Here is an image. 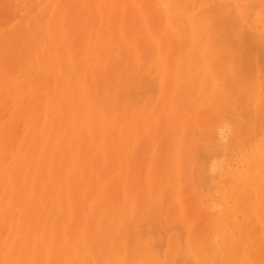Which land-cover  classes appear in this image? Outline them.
I'll return each mask as SVG.
<instances>
[{
    "label": "bare ground",
    "instance_id": "obj_1",
    "mask_svg": "<svg viewBox=\"0 0 264 264\" xmlns=\"http://www.w3.org/2000/svg\"><path fill=\"white\" fill-rule=\"evenodd\" d=\"M12 1L10 0V5L9 3L6 5L12 6ZM58 1L60 2V0ZM67 1L52 7L54 12L48 19L46 18L45 24L41 23L42 20H45L42 19V15L36 14L40 16V19L33 15L38 19L36 21H40L41 24L37 22L36 27L40 24L41 28H38L41 31L37 28L39 32L33 35V28H35L33 26L30 30L32 36H29L37 39L36 37L42 33L45 36H41V40L49 35L50 39L52 37L55 39L52 45L54 42L56 43L54 48L50 46L53 49L51 50L48 47L50 41L47 42L50 39H47L48 37L44 39L48 48L38 50L39 55L37 56H42L40 62L39 59L37 60L38 64L32 61H28V63L27 60H24L25 57L33 60L28 56L30 53L34 54L33 47L30 45L32 46L33 41H37L33 39L29 44L31 39L27 35L29 32L27 28H30V23L35 21L31 22L33 17H30L29 27L27 26L25 30L22 23L21 26L18 25L19 28H23L26 34L17 28V31L15 28L10 31L11 38L8 32L4 31L3 35L0 34L1 41L4 40L3 42L6 44L0 42L3 45H0V67L3 68L2 72L4 70L3 74L8 73L11 77L25 71L21 74L22 77H19L20 80L17 76H14L17 79H5L6 74L1 76L0 72V102L4 101L8 105L13 100V104L10 102L11 106H8V110L11 107L9 112L5 111L3 103H0V117L2 118H0V122L3 121V124L8 123L9 125L4 124L5 127L2 122L0 123V253L3 252L2 257L0 255L2 258L0 264H12L11 260L13 264H30V262L32 264H88L89 259L91 261L89 264H258L259 259L264 258L262 257L264 256L262 255L264 243L261 244V247L259 245L261 240H264V236H262L264 228L260 229L261 235L256 230L260 236H256L258 234L254 229H257L256 226L259 228L257 223L262 224L264 221V0H74L78 5L74 2L73 6L70 5L73 9L70 6L69 9H66V4L70 0L68 3ZM81 2H83V7L84 5L87 7V10L85 7L81 8ZM5 3H0V5ZM62 6L65 8L64 12ZM39 11L41 12L43 9ZM30 12L28 13L30 14ZM116 12L120 13L122 19H119ZM112 14L113 16L110 18L109 16ZM23 16L24 19L27 15ZM116 16L120 22L125 20L126 23L117 22ZM137 16H139L140 22L139 19L134 21V17L137 18ZM98 17L106 23H101L100 19V21L95 20ZM22 18L20 17L21 20L17 19V21H22ZM81 18L86 19L84 29H82L84 22H80ZM131 18L137 23L133 22V24ZM73 20H77L74 21V24L76 22L79 25L75 24V27L72 23ZM68 22L71 26H69V30L66 29L69 25ZM93 22H96L95 25ZM6 23L8 22L6 21ZM97 23H101L100 26L98 25L101 28L99 29L100 31L105 29L106 35L103 34V31H101L103 32L101 35L98 34L100 31L97 28ZM118 24H122V26ZM125 24L127 26H123ZM92 25L96 26L95 28L99 32L96 33L95 28L93 31L90 28ZM82 30H87V37L84 36L87 40H84L85 42L82 38L85 32L82 33ZM16 32H20V34ZM87 32H89L90 39ZM93 34L97 37L91 36ZM105 36L109 39H107L108 41L113 40L110 42L117 44L119 51H115L117 49L115 46V49L110 48L112 43L108 47L109 42L105 41ZM39 39V43L33 42L35 47L45 43ZM10 41L15 46L11 45ZM27 42H29V48L26 46ZM18 44L25 47L19 48ZM11 46L15 47V51ZM8 47H11L12 50ZM108 48H110L109 52ZM18 49L23 51L21 52L23 55L17 53ZM35 49L37 51V48ZM113 50L117 53H113ZM126 51L134 58L131 55L128 58L127 54L125 55ZM79 53L82 56L81 59ZM75 57L79 60L75 61ZM19 59L27 63H23ZM131 60L134 63L137 62L138 67L136 63L134 67ZM88 61H92L89 63V67L86 66ZM20 62L26 66L36 65L37 73L32 75L31 72L34 70L36 72L33 66L28 67L30 70L24 65V67L20 66V69L22 67L20 71L18 68L19 64L22 65ZM75 62L79 66H76ZM10 67L13 70L18 68L19 71L13 72ZM83 67L86 70H83ZM24 68L27 70H23ZM132 71L135 76L134 74L129 75ZM8 74L6 77H9ZM78 74L82 76V80ZM76 75L78 80L80 78L78 83L75 82L77 78L74 80ZM144 75L146 77L151 75L149 78L154 82L155 89H159L158 103L162 101L165 107L166 105L171 108L175 107L177 110L175 109L174 114L163 111L161 107L162 111H160L158 103H156V109L153 108L154 106L150 107L155 102L152 98L154 96L150 95L153 93L152 91L150 94H147L148 91L145 92V95L147 94L151 98L147 99V96L142 98L141 95L144 90L146 91V84L151 82L150 80V82H143ZM132 77L134 80H131ZM36 80L42 81L43 86L38 85L39 83L37 86ZM135 80L136 82H134ZM85 81L89 82V86L84 84ZM48 83L51 85L48 86ZM143 85L145 89L142 87ZM129 87H131L130 90ZM129 91L132 93L130 94ZM133 91L137 92L133 93ZM139 91H143L142 94L138 95ZM25 92L28 97H32L30 100L37 98V100L35 99V106L38 107V110L35 108L37 112L29 105L32 101L27 99V102H30H28L29 104L26 102ZM5 94L11 96L12 99L9 96L5 98ZM132 94H136L138 97L133 96L134 100L129 98L131 97L129 95ZM157 96L154 98L157 99ZM145 97L147 101H152H149L148 104L150 108L147 105L144 106ZM13 98L16 102L20 99L21 102L25 100L24 102L27 103L20 102L21 105L19 102L17 103L20 106L19 110H30L28 113L26 110L27 115L23 117H27V120L30 119L28 116H31L29 114L32 112L34 116L37 115V118L31 117L34 120H30L29 124L24 125L20 121V114L24 112L16 109V102ZM140 100L143 101V104L137 105L136 103L141 102ZM141 104L143 107H138ZM12 108L13 112H11ZM171 110L173 112V109ZM42 114L43 120L38 118L42 117ZM251 114L255 115V121L250 125ZM7 116L10 117L8 120L13 117L11 122L7 119V122L4 121ZM18 119L19 121L16 123L20 122L23 129L13 122ZM39 120L42 121L38 123ZM177 120L179 122L182 120L184 125L180 127L181 124L175 122ZM171 122L173 123L171 124ZM11 123L13 126L19 127L17 129L20 134H16L18 131L15 132L16 128L14 130L10 126ZM166 125L172 129H176L179 125L180 130L178 128V133L176 131L174 135H167L169 138L160 136L156 130L160 129V132L165 133L163 126L166 128ZM168 126L167 129L170 128ZM22 130L25 131L21 135ZM153 130L156 131L155 134ZM149 132L153 133L152 139L146 137L147 140L155 141V144L157 141L158 144L156 152L154 151L157 159L154 155V158L152 157L155 165L160 164L162 156H170L166 155L167 150L173 148L172 158H175V154L180 152L173 161L172 155L170 156L172 162L166 159L170 162V164L168 162L170 167L167 162H164L165 165H168L164 167H168L165 169H169L168 173L173 177L172 179L180 181V183H176L177 186L172 183V188L171 185L170 187L166 186L171 188L167 189L168 191L165 190L166 193H160L165 188L166 177L169 178V175L165 176L167 173L164 175L165 178L161 174L163 170L161 169V171L159 168L163 163L159 165L158 169L157 167L153 168L154 165L150 166L151 170L148 168L150 176L146 175L147 173L144 171V176H148L150 179L151 176L156 178L154 175L156 173L152 170L156 169L158 173L161 171L159 173L161 179H155L156 183L160 184L159 188L161 183L164 186L160 190L158 187L155 189L159 190L157 192L160 196L153 189L155 186H150L153 182L148 185V182L143 179L147 187L143 183L142 186L140 185L142 182L140 179L143 178L140 172L145 168L144 166L141 169L143 160L137 156L140 154V149L137 150L132 146L133 149L135 148V153H133H137V158L134 155L133 158L135 157L136 161L133 158L130 159L129 166H131L130 162L132 164L138 162L137 167L135 164L131 166L133 170L126 169V165L120 166L124 158L119 160V154L120 157L121 154L123 155V149H121V153H118V158L114 156L117 154L115 151L119 152V147L121 148V145L123 147L125 141L129 139L128 136L133 134L135 139L140 135L146 136ZM14 135H18L21 139L19 145L15 142L17 137L14 139L15 143H12L11 139ZM156 138H160V140ZM121 142L122 144H120ZM138 142L141 141L138 140ZM191 142L197 144L193 149L198 154L195 153L194 156L200 158V161L196 159L198 163H196V169L194 156V168L192 163H189L191 146H194ZM11 143L16 145L13 146ZM127 143L123 148L126 151L128 148L129 151H132L129 147L130 144L127 145ZM143 143L140 145L143 146ZM169 143L172 147H169L171 146ZM132 144L135 145V143ZM102 149L104 155L105 151L108 153L109 158L107 159L110 160L105 161L106 154L104 162H107V166L104 163L101 171H107L108 166L113 167L112 173L116 172L118 168L120 171L121 168L122 170L126 169L127 172L121 171L122 174L124 172V178L121 177L122 175L120 176V173L119 175L117 173L118 176L107 180L109 175L106 176L105 173L103 175V172L100 171L101 167L97 171L96 166H99L101 162L99 157L103 155L98 156L97 153ZM159 149L160 152L157 151ZM126 151H124L125 155ZM8 153L9 157H13V159L11 162L5 163L9 158L6 156ZM113 153L115 154L113 155ZM168 153L170 154V151ZM91 155L95 157H91ZM97 156L99 160L96 159ZM89 158H95L94 163L97 161L99 165L96 163L95 166L93 160L92 163L89 162L91 161L88 160ZM115 158L119 160V166L116 164ZM144 162L147 163V161ZM148 163L150 164V161ZM91 168L93 169L91 170ZM135 168L137 170L139 168V174H136ZM145 169L147 170V168ZM191 169L196 170L195 174L191 173ZM94 175L95 177H93ZM97 176H101L103 180L107 181L98 177L97 179L100 180L98 183L94 180ZM129 177L131 180L128 179ZM162 179L165 181L162 182ZM198 184L200 188L196 187ZM141 187H146V192H143L145 188ZM112 189L114 198L107 193ZM117 189L118 192L120 189L122 190V193L119 194L123 197V203L120 201L121 197L118 193L117 197ZM201 196L202 198H200ZM106 197L107 199H105ZM143 197H146L148 205L144 203ZM155 198H158L157 201L153 200ZM169 198L176 200L173 202ZM150 201L154 202L150 203ZM169 201H172L173 204L172 202L170 204ZM120 202L121 207L118 208ZM156 202H158L157 206L162 203L159 208L156 206L158 211L152 207ZM105 203H107L106 206ZM143 203L145 207L148 206L145 210ZM108 204H113L114 208ZM114 204L116 205L114 206ZM66 207L67 209H65ZM109 207L114 210L111 211ZM180 208L181 211H184L185 218H178ZM57 209L60 211L62 209L61 213L67 216L69 214L73 224L70 225L66 218L64 220L63 215L58 216ZM64 209L69 213L66 214ZM175 211L179 213L177 214ZM127 213H130L131 217L127 218ZM181 213L183 214V212ZM55 215L58 219L62 218L59 219V222L67 221L69 227H64L62 223L60 226ZM17 217L20 218V222ZM186 217H191V219L188 220ZM252 218L257 219L256 224ZM145 219L148 222L145 227L147 231L144 230V226H140L142 229L144 228L143 230L137 227V225H142ZM154 222L155 225L162 222L165 232L157 231V233L160 231L161 235L163 234V238L158 236L160 237L159 241L155 238L158 241L156 243L152 240L154 231H151L152 235L149 234L150 227L152 230H157L156 226H154L155 229L152 228ZM148 224H152V226ZM62 226L63 228H61ZM136 227L140 229V232L136 231ZM198 228L206 230L205 233L201 234ZM146 233L151 235L152 239ZM141 234H145V236L142 235L144 238L141 237ZM139 240L142 241L139 242ZM78 247L86 249H82V251ZM160 247L164 248L163 252ZM27 252H31L33 255Z\"/></svg>",
    "mask_w": 264,
    "mask_h": 264
},
{
    "label": "rangeland",
    "instance_id": "obj_2",
    "mask_svg": "<svg viewBox=\"0 0 264 264\" xmlns=\"http://www.w3.org/2000/svg\"><path fill=\"white\" fill-rule=\"evenodd\" d=\"M5 1H7V2L5 3ZM33 1H34V2H33ZM68 1H69V0H68ZM68 1H67V3H68ZM61 2L64 3L65 0H64V1H63V0H60V2H59L58 0H53V1H52V0H27V1H26V0H22V1H21V0H13V1L11 2V4H13V5H12L13 7H12V6H9V5H10V0H0V3H1V4H2V3H5V4H3V5H0V6H1V7H0V13H1V14H0V15H1V16H0V17H1V18H0V34L3 35V32L5 31V32H8V35H9V33L11 34L10 31H13L12 29H14V28H15V30H16V28H17V30L20 29V32H23V34H24L25 31H23V28H22V27L19 28L18 25H20V24L22 23V26L24 27V30H25V28H27V26L29 25V24H28V23L30 22L29 19H31L32 17H33L34 19H32L31 22L34 21V20L36 21V20L40 19V16L42 15V19H45V20H42L41 23L43 22V24H45V23L47 22V19L49 18V16L54 12V11L52 10V7H53L54 5H57L58 3H61ZM74 2H75L74 0H70V2H69L70 4H69V3L66 4L67 6H66L65 8H66V9H69L68 7H69L70 5L73 6V5H74ZM8 3H9V5H6V4H8ZM65 3H66V2H65ZM81 3H82V7H81V8H84V7H85L86 10H87V7H86L85 5H84V7H83V2H81ZM72 4H73V5H72ZM75 4H77V3L75 2ZM5 5H6V6H5ZM62 5H63V4H62ZM77 5H78V4H77ZM4 6H5V7H4ZM7 6H8V7H7ZM48 6H49V9H47ZM59 6H60V4H59ZM71 6H70V8H72ZM3 7H4V8H3ZM6 7H7V9L9 8L8 10H10V9H11V10L8 11V10L6 9ZM30 7H31V8H30ZM45 7H46V8H45ZM50 7H51V8H50ZM62 7H63V12H64L65 8H64V6H62ZM2 8H3V9H2ZM42 9H43V11H41V12H43L44 15H43V13L41 14V12L39 11V10H42ZM57 9L59 10V7H57ZM72 9H73V8H72ZM72 9H70V10L72 11ZM32 10H33V11H32ZM47 10H48V12H47ZM82 10H84V9H82ZM3 11H4V12H3ZM30 11H31V12H30ZM71 11H69V12H71ZM73 11H74V10H73ZM2 12H3V13H2ZM6 12H7V13H6ZM14 12H15V13H14ZM28 12H30V14H29ZM38 12H39V13H38ZM45 12H46V13H45ZM65 12H68V11H65ZM83 12H84V11H83ZM5 13L7 14V18H8V19L6 18ZM13 13H14V14H13ZM26 13H27V14H26ZM33 13H34V14H33ZM72 13H73V12H72ZM85 13H86V11H85ZM117 13H119V12H116V13H115L116 15H119V16H118L119 19H122V18H120V16H121L120 13H119V14H117ZM8 14H9V15H8ZM11 14H12V15H11ZM24 14L27 15V16L23 19L22 16H23ZM36 14H38V15H40V16H38V15H36ZM45 14H46L47 16H46ZM70 14H71V13H70ZM70 14H68V15H70ZM16 15H17V16H16ZM20 15H21V16H20ZM33 15L36 16V17L38 16V19H36V17H34ZM10 16H13V17H10ZM14 16H15L16 18H15ZM18 16H20V17L22 18V21L18 22L19 20H21L20 17H18ZM58 16H59V15H58ZM60 16H61V15H60ZM111 16H113V14L110 15L109 17L111 18ZM4 17H5V18H4ZM23 17H24V16H23ZM30 17H31V18H30ZM84 17H85V16H84ZM96 17H97V16H96ZM109 17H108V18H109ZM121 17H122V16H121ZM14 18H15V19H14ZM46 18H47V19H46ZM71 18H73V17H71ZM110 18H109V19H110ZM112 18H113V17H112ZM116 18H117V16H116ZM3 19H4V20H3ZM17 19H19V20L17 21ZM81 19H82L83 21H82ZM81 19H80V20H81L80 22H82V23H83L84 21H86L85 18H84V19L81 18ZM94 19H95V18H94ZM97 19L99 20L100 17L96 18L95 20H97ZM114 19H115V18H114ZM114 19H112V20H114ZM134 19H135V20H134ZM134 19L131 18L132 23H133L134 21H138V20H136V19H139V16H137V18L134 17ZM12 20H13V21H12ZM70 20H71V19H70ZM70 20H69V21H70ZM100 20H101V19H100ZM100 20H99V21H100ZM115 20H116V19H115ZM133 20H134V21H133ZM4 21H5V22H4ZM6 21H7L8 23H6ZM27 21H28V22H27ZM35 21L32 22V23H30V24H31V27H30V28H27V31H29V32H27V35H28V36L31 35L32 31H30V30H31V28H33V26H35V28H33V29H34V31H33V35H34V33H38V32H39V31H37V28L41 26V25H40L41 23H40V21H36V23H35ZM74 21H77V20H73V21H72L73 24H74ZM106 21H107V20H106ZM116 21H117V22L119 21L118 18H117ZM140 21H141V20L139 19V22H140ZM14 22H15V23H14ZM17 22H18V24H17ZM37 22L40 23V24H38L39 26L37 25V27H36ZM44 22H45V23H44ZM70 22H71V21H70ZM80 22H79V23H80ZM114 22H115V21H114ZM114 22H113V23H114ZM119 22H120V21H119ZM121 22H123V24L126 23L125 20H124V21L121 20ZM121 22H120V23H121ZM3 23H4V24H3ZM5 23H6V26H5ZM25 23H26V24H25ZM82 23H81V24H82ZM85 23H86V22H84V24H82V26H83L82 29H84V25H85ZM95 23H96V22H95ZM95 23L93 22L94 25H95ZM101 23H104V21L101 20ZM101 23H99V24L97 23V28H98L99 31H100V29H101V28L99 27ZM105 23H106V22H105ZM105 23H104V24H105ZM134 23H137V22H134ZM134 23H133V24H134ZM15 24H16V25H15ZM34 24H35V25H34ZM68 24H69V22H68ZM68 24H67V25H68ZM73 24H71V25H73ZM75 24H76V22H75ZM75 24H74V25H75ZM104 24H103V25H104ZM8 25H9V26H8ZM25 25H26V26H25ZM76 25H77V24H76ZM76 25H75V27H76ZM78 25H79V24H78ZM78 25H77V26H78ZM98 25H99V26H98ZM103 25H102V26H103ZM115 25H116V24H115ZM118 25H119V24H118ZM120 25L122 26V24H120ZM120 25H119V26H120ZM11 26H12V27H11ZM13 26H14V27H13ZM17 26H18V27H17ZM20 26H21V25H20ZM69 26H70V24L67 26V28H66L67 30L70 29L71 26H70V27H69ZM82 26H81V27H82ZM123 26H127V24H125V25H123ZM28 27H29V26H28ZM64 27H65V26H64ZM75 27L73 26V28H75ZM88 27H89V26H88ZM95 27H96V26L93 27V25H92L90 28L93 29V28H95ZM114 27H115V26H114ZM116 27H118V26L116 25ZM40 28H41V27H40ZM90 28H89V29H90ZM99 28H100V29H99ZM103 28H105V27H103ZM21 29H22V30H21ZM33 29H32V30H33ZM77 29H78V27H77ZM86 29H87V27H86ZM89 29H88V30H89ZM95 29H96V28H95ZM144 29H145V28H144V26H143V30H144ZM17 30H16V31H17ZM38 30L41 31V29H39V28H38ZM57 30H58V28H57ZM80 30H81V29H80ZM35 31H37V32H35ZM83 31H84L85 33L83 34L82 38H83V42H85V41H87V40H85V37H87V35H86V31H87V30H86V31H85V30H82V33H83ZM93 31H95V30L93 29ZM93 31H90V30H89V32H91V33H93ZM99 31H97V29H96V33L99 32ZM101 31H103L104 33L101 32ZM101 31H100L98 34L101 35V33H103L104 35H106V34H105V29H104V30H101ZM20 32H19V33L16 32V33L20 34ZM30 32H31V33H30ZM89 32H87V33H88V37H89ZM143 32H144V31H143ZM91 33H90V34H91ZM25 34H26V32H25ZM39 34H40V33H39ZM103 34H102V36H104ZM109 34H110V32H109ZM144 34H146V33H144ZM144 34H143V35H144ZM4 35L6 36V34H4ZM8 35H7V36H8ZM27 35H25V36L27 37ZM37 35H38V34H37ZM0 36H1V35H0ZM5 36H4V37H5ZM9 36H10V38H11V35H9ZM9 36H8V38H9ZM31 36H32V35H31ZM31 36H29V39H31V41L29 40L30 43L27 42V45H26V46H28V48H29L28 43L31 44L32 40L35 39V37L32 38ZM38 36H39V35H38ZM38 36L36 37L37 39H35V40H37V41H38L39 38H40L39 40H41V38H42L43 36H45V34L43 35V34L41 33L40 36H39V37H38ZM41 36H42V37H41ZM84 36H85V37H84ZM91 36H94V37L96 36V37H97V35H94V34L91 35ZM109 36H110V35H109ZM2 37H3V36H2ZM30 37H31V38H30ZM47 37H48V38H47ZM50 37H51V36H50ZM0 38H1V37H0ZM8 38H5V39L10 40V39H8ZM27 38H28V37H27ZM46 38H47V39H50V38H49V35L46 36ZM46 38H43V40H41V42H45L44 39H46ZM52 38H53V37H52ZM52 38H51L50 40H47V42L50 41V45L48 44L49 49H51V47L54 48L55 45H56L55 42H54L53 45H52V42L55 41V39H52ZM91 38H93V37H91ZM109 38H111V37H109ZM2 39H4V38H2ZM89 39H90V37H89ZM104 39H106V40H105L106 42L109 40L106 36L104 37ZM107 39H108V40H107ZM111 39H112V38H111ZM84 40H85V41H84ZM91 40H92V39H91ZM93 40H94V39H93ZM93 40H92V41H93ZM3 41H4V40L1 41V39H0V42H1L2 44L4 43ZM37 41H36V42L33 41V42H34L35 44H37V43L40 42V41H38V42H37ZM110 41H113V40H110ZM110 41H108V42H109V43H108V44H109L108 47L111 46L110 44H111L112 42H110ZM7 42L9 43V41H7ZM33 42H32V46L30 45V47H33V48H34V49L32 48V51L34 50V51H33L34 54H31V53H30V55H28V56H30V58L32 57L33 60H32V59H26V57H25L24 60H27V62H28V61H29V62L32 61L33 63L37 62L36 64H38V61H39V62L41 61L42 56H41V55H40V56H37V55H39L37 52H38V50H41V49L46 48V47H47V42H45V43H41V44H38L39 46L37 45V47L34 46ZM80 42H81V41H80ZM1 43H0V45L3 46ZM10 43H12V42L10 41ZM48 43H49V42H48ZM81 43H82V42H81ZM81 43H80V44H81ZM4 44H5V43H4ZM45 44H46V45H45ZM108 44H107V45H108ZM112 44H113V45H112V47H110V48H114V46H115V48L117 47V44H116V43L114 44V42H113ZM5 45H6V44H5ZM7 45H8V44H7ZM11 45H14V46H15V44H13V43H12ZM82 45H83V44H82ZM84 45H85V44H84ZM84 45H83V46H84ZM8 46H9V45H8ZM23 46H24V45H21V46H20V45L18 44V47H19V48H20V47L23 48ZM43 46H44V47H43ZM50 46H51V47H50ZM79 46H80V45H79ZM119 46H120V45H119ZM6 47H7V46H6ZM11 47H12V46H11ZM11 47H8V48L10 49ZM16 47H17V46H16ZM24 47H25V46H24ZM48 47H47V48H48ZM77 47H78V46H77ZM8 48H7V49H8ZM12 48H13V47H12ZM14 48H15V47H14ZM14 48H13V51H15ZM35 48H37V51H36ZM84 48H85V47H84ZM110 48H108L107 51L110 50ZM115 48H114V49H115ZM26 49H27V48H26ZM79 49H80V47H79ZM81 49H82V46H81ZM118 49H119V48L117 47V49H115V51H116V50L119 51ZM131 49H132V48H131ZM10 50H12V49H10ZM21 50H23V49H21ZM51 50H53V49H51ZM82 50H83V49H82ZM111 50H112V49H111ZM18 51H19V49H18ZM77 51H78V50H77ZM107 51L104 50V52H107ZM127 51H128V50H127ZM127 51L125 52V55L127 54V57H128V58L130 57V55H131V57H133L132 54L129 55V53H127ZM129 51H130V50H129ZM132 51H134V50L132 49ZM21 52H23V51H19V52H17V53H20V54H21ZM30 52H31V51H30ZM102 52H103V51H102ZM104 52H103V53H104ZM108 52H109V51H108ZM27 53H29V50H28V49H27ZM77 53H78V52H77ZM111 53H112V51H111ZM111 53H109V54H111ZM113 53H117V52H114V50H113ZM131 53H132V52H131ZM106 54H107V53H106ZM133 54H134V53H133ZM21 55H23V53H22ZM35 55H36V56H35ZM79 55L81 56L80 53H79ZM115 55H116V54H115ZM125 55H123V56L125 57ZM28 56H27V58H29ZM103 56H104V54H103ZM18 57H19V54H18ZM39 57H40V58H39ZM15 58H16V57H15ZM23 58H24V57H23ZM81 58H82V56L80 57V59H81ZM133 58H134V57H133ZM38 59H39V60H38ZM75 59H76L75 61H78V60H79V59H77L76 57H75ZM125 59H126V57H125ZM125 59H124V60H125ZM130 59H132V58H130ZM37 60H38V61H37ZM126 60L129 61L128 59H126ZM15 61H16V60H15ZM15 61H14V62H15ZM19 61H23V60L19 59ZM19 61L17 60L18 63H19ZM11 62H12V61H11ZM25 62H26V61H25ZM25 62L23 61V63H25ZM27 62H26V63H27ZM29 62H28V63H29ZM130 62L133 63V66H134V64L136 63V65H137V67H138L137 62L134 63L133 60H131ZM130 62H129V63H130ZM20 63H21V62H20ZM23 63H21L22 65L19 64V67H18V68H19L20 71H21V69H22V67H21V69H20V66H23V65L26 66V65L23 64ZM33 63H32V64H33ZM77 63L80 64V62H77ZM89 63H92V61H88V65H86V66L89 67V65H90ZM131 63H130V64H131ZM14 64H15V63H14ZM130 64H129V65H130ZM11 65H12V64H11ZM27 65H28V64H27ZM75 65H76V62H75ZM77 65H78V64H77ZM77 65H76V66H77ZM7 66H8V65H7ZM14 66H16V65H14ZM24 66H23V67H24ZM29 66H30V65H29ZM29 66H26V67L28 68ZM32 66H33V68L36 67V65L34 66V64H33ZM32 66H30V67H32ZM78 66H79V65H78ZM84 66H85V65H84ZM130 66H131V65H130ZM133 66L130 67V71L132 70L131 68H133ZM134 67H135V66H134ZM18 68H17V69H18ZM1 69H3V68L0 67L1 76H2V75L4 76V74H6V73L3 74L4 70H3V72H2ZM10 69H11V71H13V72L19 71V70H17V69L15 70V68H14V70H13V68H11V67H10ZM25 69H26V68H24L23 70H25ZM28 69H29V68H28ZM35 69H36V68H35ZM82 69L84 70L85 68L83 67ZM134 69H135V68H134ZM6 70H7V69H6ZM26 70H27V69H26ZM29 70H30V69H29ZM38 70H39V68H38ZM78 70H80V69H78ZM85 70H86V69H85ZM130 71H129V72H130ZM133 71H134V70H133ZM133 71H132L131 74H129L130 76L133 75V74H134V76H135V73H134ZM7 72H9V71H7ZM24 72H25V71H24ZM24 72H23V73H24ZM84 72H85V71H84ZM16 73H17V72H16ZM16 73H13V74H16ZM23 73H21V74H23ZM31 73H32V75H33V73L36 74V73H37V69H36V72H35V70H34V72H31ZM79 73H80V72H79ZM7 74H8V73H7ZM7 74L5 75V79H6V78L17 79V78H19L20 76L22 77V75L20 74V72H19L20 75L17 73V75H16L17 78H15V77H16L15 75H14L15 77H14V76H11V77H10L9 74H8L9 77H6ZM13 74H11V75H13ZM83 74H84V73H83ZM85 74H86V73H85ZM32 75H31V76H32ZM79 75H80V74H78V76H79ZM81 75H82V73H81ZM81 75H80V76H81ZM1 76H0V78H1ZM33 76H34V75H33ZM134 76H133V77H134ZM21 77H20V78H21ZM24 77H25V76H24ZM24 77H23V78H24ZM133 77L131 78V80H134ZM149 77H151V75H150V76L148 75V77H146V76L144 75V77H143L144 81H143V82H146V81H148V82L151 81V82H152V79L149 78ZM3 78H4V77H3ZM20 78H19V80H20ZM23 78H22V79H23ZM75 78H77V75H76V77H74V80H76ZM80 78H81V80L83 79L82 76H81ZM80 78H79V80H80ZM79 80H78V78H77V80H76L75 82H77V81H79ZM149 80H150V81H149ZM49 82H50V80H49ZM73 82H74V81H73ZM134 82H136V80H135ZM151 82H150V84H149V83L146 84V85H147V87H146V91L144 90L143 95H141L142 98H143V96H147V94H150L151 91H152L153 93H151L150 95H151V96H154V97H156V96L160 93V92H159V89H155L156 86L154 87V85H155L154 82H152V84H151ZM38 83H39V84H38ZM77 83H78V82H77ZM88 83H89V82H88ZM88 83L85 81L84 84H85V85H88ZM34 84H35V83H34ZM37 84L43 86V85H42V81H40V80H38V81L36 80V85H37ZM48 84H49L48 86L51 85L50 83H48ZM52 84H53V83H52ZM74 84H75V83H74ZM38 85H37V86H38ZM148 85H150L151 87H150V86L148 87ZM88 86H89V85H88ZM142 87L145 89V86H144V85H143ZM86 88H88V87L86 86ZM130 88H131V87H129V90H130ZM148 88H150V89H152V90H150V89H148ZM158 88H159V87H158ZM147 89H148V90H147ZM23 90H25V89H23ZM156 90H157V91H156ZM25 91H26V90H25ZM131 91H132V90H131ZM147 91H148V93H147ZM129 92H130V91H129ZM134 92H135V91H133V93H134ZM136 92H137V91H136ZM136 92H135V93H136ZM139 92H140V91H139ZM142 92H143V91H142ZM142 92L137 93V94H138V95H139V94H142ZM145 92L147 93L146 95H145ZM25 93H26V92H25ZM27 93H28V90H27ZM27 93H26L27 98L25 99L26 102H27V99L30 100V97H31V96L28 97ZM131 93H132V92H130V94H131ZM155 93H156V94H155ZM28 94L30 95V92H29ZM24 95H25V94H24ZM135 95H136V94L129 95V96H131V97H129V98H133V96H134L135 98H137L138 96L136 95V96H137V97H136ZM8 96H9V95L5 94V98L8 97ZM26 96H25V97H26ZM9 97H11V96H9ZM148 97H150V96L148 95V96H147V99H148ZM154 97H152V98L155 100V102H154L153 104L150 103V104H151L150 107H153V106H154L153 108L156 109V108H157L156 106L159 105L158 109H160V111L163 110V111H166V112H169V113L171 112V114H174V111L176 112L177 109H176L174 106H173L174 108H171V106H168V107H167V105H166V107H167V108H166V107L164 106L165 104H163V102L161 101L162 104H163V106H164V109H163V106H161L162 104H160L161 102L158 103V100L160 99V94L157 96V99L154 98ZM3 98H4V96H3ZM31 98H32V97H31ZM40 98H41V97H40ZM135 98H133V100H134ZM150 98H151V97H150ZM11 99H12V97H11ZM11 99H10V100H11ZM13 99L15 100V98H13ZM35 99L37 100V98H34V99L30 100V101H32L31 104L28 103V102H30V101L27 102L29 105H31V107H32V109H33L34 111L38 110V109H37L38 107L35 106V101H36ZM41 99H42V98H41ZM147 99H146V97L144 98L145 101L142 99L145 103L147 102L146 104L144 103V106H146V105L148 106V104H149V101H150V100L147 101ZM5 100H9V99H5ZM19 100H20V99H19ZM19 100H18L17 102H16V100H15V102H16V103H15V105H16L15 107H16L17 110H19L18 108L20 107V106L17 105V103L19 102V105H21V103L25 101V100H24V101L21 102V100H20V101H19ZM140 101H141V100H140ZM143 101H141V102H139V103H136V104L138 105V104L142 103ZM8 102H9V101H8ZM10 102H11V101H10ZM10 102H9V103H10ZM20 102H21V103H20ZM26 102H24V103H26ZM150 102H152V101H150ZM0 103H3V107H5V109H6V110H5V109H4V110L9 112V110L11 109V107H9L10 109L8 110V106H9V105L11 106V103L13 104V100H12V102H11L10 104L8 103V105L5 104L6 102H4V101H2V102H0ZM27 103H26V104H27ZM156 103H158V104L156 105ZM4 104H5V105H4ZM142 104H143V103H142ZM142 104H141L140 106H138V107H143ZM134 106H135V108H136V105H134ZM1 107H2V106H1ZM12 107H13V106H12ZM15 107H13V108H15ZM26 107L29 108L28 106H26ZM40 107H42V106H40ZM40 107H39V108H40ZM150 107L148 106V108H150ZM160 107L162 108V110H161ZM13 108H12V111H11V112H13ZM21 108H23V107H21ZM21 108H20V109H21ZM35 108H36V110H35ZM133 108H134V107H133ZM144 108H147V107H144ZM153 108H152V109H153ZM30 109H31V108H30ZM138 109H142V108H138ZM158 109H157V110H158ZM166 109H167V110H166ZM171 109H173V112H172ZM175 109H176V110H175ZM4 110H3V111H4ZM23 110H24V109H23ZM23 110H19V111H23ZM26 110H27V111H26ZM40 110H41V108H40ZM150 110H151V109H150ZM3 111H2V112H3ZM5 111H4V112H5ZM25 111L28 113V111H30V110L25 109ZM25 111H23L24 113H21V114H20V115H21V116H20V117H21V120H20V121L23 122L24 125H25V124H29L30 120L32 121V120H34L35 118H37V117H36L37 115L34 116V114L31 112L33 115L30 113L29 115H31V116H28V118H30V119L27 120V119H26L27 117H23L24 115H25V116L27 115V114L25 113ZM41 111H42V110H41ZM142 111H143V110H142ZM142 111H139V112H142ZM160 111L158 110V112H160ZM0 112H1V110H0ZM8 112H7V113H8ZM15 112H16V111H15ZM17 112H18V111H17ZM36 112H37V111H36ZM139 112H138V113H139ZM13 114L15 115V113H13ZM22 114H23V115H22ZM35 114H37V113H35ZM171 114H170V115H171ZM3 115H4V114H3ZM3 115H2V116H3ZM5 115H6V114H5ZM7 115H8V114H7ZM14 115H13V116H14ZM15 116H16V115H15ZM38 116H39V115H38ZM41 116H42V117H38V118H40V119L42 118V120H43V114H42ZM7 117H8V118H7ZM7 117H6L5 119H4V117H3L4 121H6V122H7V120L10 118L9 116H7ZM20 117H19V118H20ZM31 117H34V119H32ZM0 118H1V117H0ZM12 118H13V117H11V119H12ZM17 118H18V117H17ZM250 118H251V119H250L251 121L249 120V121H250L249 123H250V125H251V124L255 121V115H252V114H251V117H250ZM1 119H2V118H1ZM1 119H0V120H1ZM6 119H7V120H6ZM11 119L8 120V121L11 122ZM14 120H15V119H14ZM14 120H13L14 123H16L17 121H19V119L16 120V121H14ZM42 120H39L38 123H40V121H42ZM181 121H182V120H181ZM181 121L179 122V121L177 120V121H175V122H176V123L179 122L178 124H181V125H180V127H181L182 125H184V124H182ZM1 122H2V124H3V121H1ZM1 122H0V123H1ZM14 123H13V124H14ZM19 123H20V122H19ZM19 123H18V124L16 123V124L19 125V126H21V125H20L21 123H20V124H19ZM172 123H173V122H171V124H172ZM4 124H6V123H4ZM4 124H3V125H4ZM9 124H10V123H9ZM166 124L169 125L170 123H166ZM6 125H8V123H7ZM14 125H15V124H14ZM17 125H16V126H17ZM160 125H161V124H160ZM164 125H165V124H164ZM168 125H166V128H165V126H163V127H164V130H165V133L160 132V131H159L160 129H157V128H156V129H157L156 131L159 132V135H160V136H163V137H167V135L171 136V134L174 135L176 131H177L176 133H178V128H179V130H180V127H178L179 125L177 126V128L175 127L176 129H172V128H171L170 126H168ZM176 125H177V124H176ZM4 126H5V125H4ZM8 126H9V125H8ZM10 126H12V127L14 128V130H15V128H16L15 132H16V131L19 132V133L16 132V134H20V131L17 129V128H19V127H15V126H13L12 123H11ZM167 126L170 127V128L167 129ZM5 127H6V126H5ZM21 127H22V126H21ZM158 128H159V126H158ZM160 128H161V127H160ZM21 129H23V127H22ZM170 129H172V130H170ZM24 131H25V130H22L21 135L23 134ZM153 131H154V132H153ZM153 131H151V132H153V133L155 134L156 131H155V130H153ZM166 131H168V132H166ZM172 131H174V132H172ZM171 132H172V133H171ZM12 133L14 134V132H12ZM125 133H126V132H125ZM153 133L150 134V132H149L148 134L151 135V136H149L148 134H147L146 136H145V135H143V136L140 135V136H137V137H139V138L136 137L135 139H134L135 135L133 136V134H131L130 136H128L129 139L127 138L128 140L126 139L127 141H125V143H124L123 145L125 146V144H126L127 142H128L127 145L130 144L129 147H130V149H132V151H129L128 146H126V147L128 148L127 151H129V153L131 152V153H130V154H131V156H130L131 158L129 157V153H127L126 149H124L125 147L123 146V147H124V148H123L122 145H121V148L119 147V152H118V151H115V149H114L115 147L113 148L114 151L117 153L116 155H114L115 153H113V155H114V156H117V158H118V153H121V149H123V155H124V156L121 154V157H120V154H119V160L123 157L124 160H126V161L122 160V163H123V161H124V164L120 163V166L122 165L121 167H123V166L126 165V169H129V170L131 169V166H132L133 164H135V163L132 164V162H130V163H131V166H129V162H128V161H131L130 159H132L134 155H135L136 158H137V156H138V157L140 156V157L142 158L141 160H143V163H144V164L142 163V164H141L142 166L140 165V166H141V169L145 166V168H147V170H146L145 168H143L144 170L142 169V171H141V169H140V171H141L140 174L142 175L143 178H142L141 176H135V177H141V178H142V180L139 178V179H140V182L142 181L141 184H140L141 186H142V183H143V185L146 186L147 184L150 185V184L153 182L150 186H155V188H153V189L155 190L156 187L159 188V186H160V184L158 185V184L156 183V180H155V179H159V178H160V176H159L160 174H159V173H161L162 170H163L162 173H161L162 176H164L165 173H167V175H165V176H168V175H169V178L166 177V179H165L166 181H165L164 179H162V182L165 181V183H166V184L164 183V186H165L166 189L164 188L162 192L160 191V193L162 194V193H166V191H168L167 189H171V188L173 187V184H172V183L176 184L178 181H176L175 178H174V180H173V179H172L173 177L168 173V172H169V171H168L169 169H168V170L165 169V168H168V167H164V166H168V165L170 164L169 161H171L170 156L173 154V153H171V151H172L173 148H171V150H167L168 152L170 151V154L167 152L168 154L166 153V155H167V156L170 155V156H168V157L162 156V157H161V155H160V157H161L160 164H161V163L164 164V165L161 164V168H159V167H160V166H159V165H160L159 163L155 162V163H157V165H155V164L153 163L152 160H154V159H152V157L154 158V156L156 155V154L154 153V151L156 152V149H157L156 145L158 146V144H157V141H156V144H155V141H152V140L149 141V140H147V138H148V139H152V134H153ZM13 134H12V135H13ZM156 134H157V133H156ZM21 135H20V136H21ZM131 136H133V137H131ZM15 137H17V138L15 139ZM146 137H147V138H146ZM153 137H156V136H153ZM196 137H197V136H196ZM12 138H13V139H11V141L13 140L12 143L14 142V139H15V142L19 145V142L21 141V139L19 138V136H18V135H17V136L14 135ZM167 138H169V137H167ZM172 138H173V136H172ZM172 138H170V139L172 140ZM130 139H131V140H130ZM156 139H158V138H156ZM195 139H196V138H195ZM134 140H135V141H134ZM136 140H137V141H136ZM138 140L141 141V142H138ZM154 140H155V138H154ZM158 140H160V138H159ZM161 140H162V139H161ZM144 141H145V142H144ZM148 141H149L150 143H149ZM168 141H169V140H168ZM15 142H14V143H15ZM107 142H108V141H107ZM129 142H130V143H129ZM143 142H144V143H143ZM193 142H194V139H193ZM193 142H191V143H193ZM195 142H196V141H195ZM12 143H11V144H12ZM132 143H135L136 146H135L134 144H132ZM141 143H143V144H142L143 146L140 145ZM153 143H154V144H153ZM161 143H163V142H161ZM165 143H166V142H165ZM165 143H164V144H165ZM117 144H118V142L116 143V147H117ZM120 144H122V142H121ZM120 144H119V145H120ZM164 144H163V146H164ZM167 144H168V142H167ZM195 144H196V143H195ZM195 144L193 143L194 146H191V155L189 156V160H190L189 163H190V162L192 163V167L194 166V164H193V156H194L195 153H197V151L194 152V151H195L194 149H195V147H196V145H197V144H196V145H195ZM12 145L14 146V145H16V144H12ZM12 145H11V146H12ZM111 145H112V144H111ZM138 145H139V146H138ZM160 145H161V144H160ZM169 145H171V143H169ZM169 145H167V146H169ZM132 146H133V147H136L137 150L140 149V150H139L140 152L138 151V152L140 153L139 155H138L137 153H136L137 156H136V154H134V153H135V152H134L135 148L133 149ZM149 146H150V147H149ZM139 147H141V148H139ZM169 147H172V145L169 146ZM169 147H168V148L165 147V148L170 149ZM193 148H194V149H193ZM13 149H14V148H13ZM110 149H111V148H110ZM110 149H109V150H110ZM117 149H118V147H117ZM143 149H144V151H143ZM154 149H155V150H154ZM163 149H164V148H163ZM15 150H16V148H15ZM105 150H106V149H105ZM109 150H108V151H109ZM103 151H104V150L102 149L101 151H99L100 153H99V152L97 153L98 156H100V154H103V155H101V157H99V158H100V161H101V162H100V165H99V164L97 163V161H96V163H97L99 166H96V163H94V159H95V158H94V159H91V158L88 159V160H91V161H89V162H91V163H92V160H93V163H94L95 166L97 167V171H98V168H99V167H101V169L99 168L100 171L102 170V167H104V163H105V166H107V165H106L107 162H104V157L106 156V154H107V156H106V160H105V161L110 160V159H107V158H109V157H108V153H106V151H105V155H104ZM114 151H112V152H114ZM124 151H126V152H125L126 155L124 154ZM142 151H143V152H142ZM157 151L160 152V149L157 150ZM133 152H134V153H133ZM163 152H164V151H163ZM172 152H173V151H172ZM175 153H176V152H175ZM97 154L94 153V155H97ZM111 154H112V153H111ZM111 154H110V156H111ZM127 154H128V155H127ZM158 154H159V153H158ZM161 154H162V153H161ZM179 154H180V152H179ZM179 154L176 153L174 157L177 158L176 156L179 155ZM197 154H198V153H197ZM9 155H10V154L8 153L6 156L9 157ZM94 155H91V157H93ZM143 155H144V156H143ZM153 155H154V156H153ZM173 155H174V154H173ZM173 155L171 156V158L173 157ZM98 156H97L96 159H98ZM94 157H95V156H94ZM135 157H134V158H135ZM197 157H198V156H196V157L194 156V158H195V159H194L195 169H196V163H197V162H196V159H197V161H198V160L200 161V158H197ZM199 157H200V151H199ZM110 158H111V157H110ZM123 158H122V159H123ZM126 158H127V159H126ZM134 158H133V160H134ZM155 158L157 159L156 156H155ZM163 158H164V159H163ZM175 158H172V161H173V159H175ZM186 158H187V157H186ZM12 159H13V157H12V158L9 157V158H8V161H5V163L11 162ZM96 159H95V160H96ZM115 159H116V158H115ZM166 159L169 160V161H167ZM4 160H5V159H4ZM9 160H10V161H9ZM98 160H99V159H98ZM112 160H113V158H112ZM116 160H117V159H116ZM119 160H117L118 162L115 161L116 164H117L118 166H119ZM139 160H140V159H139ZM141 160H140V161H141ZM163 160H165V161H163ZM134 161H136V160H134ZM140 161H139V162H140ZM144 161H147V163L144 162ZM148 161H150V164L148 163ZM156 161H157V160H156ZM161 161H163V162H161ZM172 161H171V162H172ZM186 161L188 162L187 159H186ZM98 162H99V161H98ZM120 162H121V161H120ZM125 162H126V164H125ZM127 162H128V164H127ZM164 162H167V164H168V162H169V164H168V165H165L166 163H164ZM91 163H90V164H91ZM112 163H113V162H112ZM112 163H111V164H112ZM152 163H153V164H152ZM184 163H185V161H184ZM191 163H190V164H191ZM88 164H89V163H88ZM111 164H110V165H111ZM116 164H115V165H116ZM137 164H138V162L135 164V166H136ZM139 164H140V163H139ZM146 164H149V166H148V165L146 166ZM197 164H198V163H197ZM115 165H114V166H115ZM117 165H116V167H118ZM152 165H154V166H152ZM92 166H94V165H92ZM95 166H94V167H95ZM112 166H113V164H112ZM128 166H129V167H128ZM135 166H134V167H135ZM137 166H138V165H137ZM137 166H136V167H137ZM140 166H139V167H140ZM150 166H152L153 168H154V167H157V169L159 168L160 170L162 169L161 171H159V173H158V171H157L156 169H155V170H152V171H155L154 173H156V174H154V175H156V178L154 177V175H153L154 178H152V176H151V179H150V177H148V176H150V175H148L149 172H150V170H151V167H150ZM89 167H91V166H89ZM108 167H109V166H108ZM108 167H107V171H105V172L101 171V172H103V175H104V173L106 174V176L109 175V179H107V180H110V179L115 178V176L117 175V173H118V175H119V173H120V176L122 175L121 177L124 178V175H123L124 172H123V174H122L121 171H124V170L126 171V169L122 170V168L120 167V168H121V171H120L119 168H118L119 172H118V170H116V172L112 173V172H113V169H112L113 167H112V168L109 167V169H108ZM169 167H170V165H169ZM192 167H191V168H192ZM148 168H150V170H149ZM193 168H194V167H193ZM92 169H93V168H91V170H92ZM115 169H117V168H115ZM195 169H194V171H193V169H191V173H194V174H195V171H196ZM104 170H105V169H104ZM129 170H128V174H129ZM131 170H133V169H131ZM135 170H137V169L135 168ZM166 170H167V172H166ZM95 171H96V169H95ZM97 171H96V172H97ZM114 171H115V170H114ZM144 171H145V173H147L146 175H148V176H144V175H145ZM147 171H148V172H147ZM126 172H127V171H126ZM135 172H136V171H135ZM135 172H133V173H135ZM137 172H138V173H137ZM137 172H136V174H139V168H138ZM94 173H95V172H94ZM99 173H100V172H99ZM99 173H96V174L98 175ZM109 173H110V174H109ZM101 174H102V173H101ZM125 174H126V173H125ZM131 174H132V173H131ZM131 174H130V175H131ZM194 174H193V175H194ZM99 175H100V174H99ZM103 175H101V176H103ZM118 175H117V176H118ZM133 175H134V174H133ZM101 176H97L96 179H94V180H96V181L99 183L100 180H98L97 178H98V177L101 178ZM112 176H113V177H112ZM165 176H164V178H165ZM194 176H195V175H194ZM194 176H193V177H194ZM93 177H95V175H94ZM111 177H112V178H111ZM130 177H131V176H130ZM130 177H129L128 179H130ZM147 177H148L149 179H148ZM100 178H99V179H100ZM106 178H108V177H106ZM162 178H163V177H162ZM101 179H102V178H101ZM125 179H126V177H125ZM137 179H138V178H137ZM139 179H138V180H139ZM143 179L146 180V182H148V183H147V184L144 183ZM152 179H153V180H152ZM160 179H161V178H160ZM168 179H172V180L170 181V180H168ZM94 180H93V181H94ZM102 180H103V179H102ZM107 180L105 179V180H103V181H107ZM130 180H131V179H130ZM135 180H136V179H135ZM147 180H148V181H147ZM96 181H94V182H96ZM126 181H127V179H126ZM136 181H137V180H136ZM194 181H195V180H194ZM130 182H132V181H130ZM157 182H158V180H157ZM168 182H169V183H168ZM170 182H171V184H170ZM192 182H193V181H192ZM133 183H134V182H133ZM136 183H137V182H136ZM178 183H180V181H179ZM127 184H130V183L127 182ZM153 184H154V185H153ZM156 184H157V185H156ZM162 184H163V183H161V187H164V186H162ZM167 184H168V185H167ZM195 184H196V183H195ZM200 184H201V182H200ZM131 185H132V183H131ZM134 185H135V183H134ZM134 185H133V186H134ZM138 185H139V183H138ZM170 185H171V188H168V187H170ZM177 185H178V184H176L175 186H177ZM196 185H197V184H196ZM106 186H107V185H106ZM106 186H104V187L106 188ZM108 186H109V185H108ZM166 186H168V187H166ZM202 186H203V185H202ZM202 186H201V187H202ZM146 187H147V186H146ZM146 187H141V188H143V189L145 188L143 192H146V190H147ZM161 187L159 188V190L162 189ZM196 187L200 188V187H199V184H198V186H196ZM102 188H103V186H102ZM117 188H118V187H117ZM120 188H121V187H120ZM137 188H138V186H137ZM137 188H136V189H137ZM139 188H140V186H139ZM198 188H197V189H198ZM204 188H205V186H204ZM103 189H104V188H103ZM113 189L116 190L115 187H113ZM113 189L110 190L109 192L106 191V192L108 193V195H109V194H111L110 196L114 195V193H113V192H114ZM194 189H195V188H194ZM202 189H203V187H202ZM104 190H105V189H104ZM141 190H142V189H141ZM159 190L157 189V190H155V191L157 192V191H159ZM165 190H166V191H165ZM177 191L179 192V190H177ZM200 191H201V190H200ZM200 191H197V192H200ZM203 191H205V190L203 189ZM110 192H112V193H110ZM120 192L122 193V190H121V189H120ZM120 192H118V189H117L116 194H117V193L119 194ZM156 192H155V193H156ZM175 192H176V190H175ZM201 193H202V192H201ZM116 194H115V198H116ZM118 194H117V197H118ZM157 194H158V192H157ZM174 194H175V193H174ZM122 195H123V194H122ZM158 195L160 196V194H158ZM158 195H157V196H158ZM175 195H176V194H175ZM119 196L121 197V198H120V201L122 202V201H123V197L121 196V194H119ZM143 196H145V194H143ZM112 198H114V196H112ZM112 198L109 197L110 200H112ZM143 198H144V197H143ZM200 198H202V196H201ZM105 199H107V197H106ZM116 199H117V198H116ZM157 199H158V198H157ZM157 199L155 198V199H153V200H154V201H157ZM169 199H170V198H169ZM118 200H119V199H117V201H118ZM146 200H147V199H146V197H145V198L143 199V201H144V203L147 204ZM170 200H172V199H170ZM175 200H176V199H173L172 201L174 202ZM253 200H255V199H253ZM65 201H66V200H65ZM154 201H152V202H154ZM172 201H169V203L171 204ZM106 202H107V201H106ZM108 202H109V201H108ZM121 202L118 204L119 207H118V206H116V207L120 208V207H121V206H120ZM152 202L150 201V203H152ZM158 202H161V201L158 200ZM158 202H156V203H155L156 205L154 204V206H152V204H151V206L156 208ZM173 202H172V204H173ZM66 203H67V201H66ZM109 203H111V201H110ZM115 203H117V202H115ZM122 203H123V202H122ZM144 203H143V207H145V206H144ZM54 204H55V203H54ZM54 204H53V205H54ZM106 204H107V203H105V206H106ZM50 205H51V204H50ZM53 205H52V206H53ZM108 205H111V204H108ZM115 205H116V204H114V206H115ZM147 205H148V204H147ZM158 205H159V204H158ZM160 205H162V203H161ZM160 205H159V206H160ZM112 206H113V204L111 205V207H112ZM159 206H157V207L159 208ZM170 206H171V205H170ZM170 206H169V207H170ZM173 206H174V205H173ZM64 207H65V206H64ZM67 207H68V206H67ZM67 207H66L65 209H67ZM116 207H115V208H116ZM146 207H148V206H146ZM146 207L143 208V209L145 210ZM176 207H177V206H176ZM109 208H110V207H109ZM112 208H114V207H112ZM112 208H110L111 211L114 210V209H112ZM118 208H117V209H118ZM177 208H179V207H177ZM177 208H176V209H177ZM65 209H64V211H65ZM168 209H169V208H168ZM108 210H109V209H108ZM155 210H157V208H156ZM199 210H201V209H199ZM61 211H62V209H61ZM61 211H60V209H57V210H56V213L58 214V216H62V215H63L62 218H63V219L66 218V219L68 220V223L70 222L69 224L71 225L72 221L70 220V215L68 214L69 212H68V211H65V213L67 212L66 214H68V216H67V215H65L64 213H61ZM157 211H158V210H157ZM177 211H178V210H177ZM194 211H195V210H194ZM181 212H183V214H182ZM175 213H177V212L175 211ZM178 213H179V212H178ZM178 213H177V214H178ZM194 213H196V211H195ZM127 214H128V215H127ZM127 214H126V215H127V216H126L127 218L131 217V214H130V213H127ZM14 215H15V213H14ZM56 216H57V215H55V219H57L58 221H57V220H56V221L59 222V219H62V218H59V219H58V217L56 218ZM184 216H185L184 211H183V210L181 211V208H180V214L178 215V218H180V219H181V218H185ZM15 217H16V216H15ZM68 218H69V219H68ZM186 218H187L188 220L191 219V217H186ZM17 219H18V221L20 222V218L17 217ZM187 219H186V220H187ZM252 219H253L254 223H255V222L257 223V219H256V218H252ZM64 220H65V219H64ZM64 220H62V221H64ZM69 220H70V221H69ZM62 221L59 222V223H60V226H61V223H62V224H64V227H65V226L69 227V226H68L69 224L66 223L67 221L65 222L66 224L63 223ZM146 222H147V221H146V219H145V222H143L142 225L139 223L140 225H137V227H140V226L143 227V226H144V228H145L146 225H147ZM144 223H145V225H143ZM147 223H148V222H147ZM256 223H255V224H256ZM260 223H261V222H260ZM72 224H73V223H72ZM159 224H160V225H159ZM199 224H200V223H199ZM148 225L152 226V224H148ZM157 225H158L159 227H158ZM256 225H259V228H258V226H256L257 229L254 228V229H255V233L258 234V233L256 232V230H257V231H259V234L261 235V234H262V231H264V229H262V228H264V221H262V224L257 223ZM154 226H156V229H157V230H156V231H155V230H152L151 227H150V231H149V234H151V231H154V232L152 233V234H153L152 237H153L154 239H152V237H151L152 234L149 236V235L147 234V233H148V232H147L146 235H148L149 237H151V239L154 241V243H156V242L159 241L160 237L163 235V234L161 235V232H162V233H165V232H164V228H163L164 225L162 224V222H161V223H158V224L156 223V225H155V222H154L152 228H153ZM261 226H262V227H261ZM137 227H136V231H137V230L139 231L140 229H141V230L144 229V228L142 229V227H140V229H138ZM253 227H254V226H253ZM260 227H261V228H260ZM61 228H63V226H62ZM147 228L149 229L148 226H147ZM200 228H201V224H200ZM154 229H155V227H154ZM260 229H262V231H260ZM144 230H146V228H145ZM158 230H161V232H160V231L158 232L159 235H157V234H158V233H157ZM198 230H199V228H198ZM146 231H147V230H146ZM199 231H200V233L202 234L203 232L205 233L206 230L203 231V229H200ZM139 232H140V231H139ZM144 232H145V231H144ZM260 232H261V233H260ZM142 233H143V232H142ZM168 233H170V232H168ZM256 234H255V235H256ZM259 234L256 235V236H260ZM142 235L145 236V234H141V237H143ZM166 235H169V234H166ZM166 235H165V238L167 237ZM203 235H204V234H203ZM158 236H160V237H158ZM262 236H264V235H262ZM141 237H140V238H141ZM143 238H144V237H143ZM155 238H156L158 241H157ZM161 238H163V236H162ZM141 239H142V238H141ZM146 239H147V238H146ZM143 240H144V239H143ZM260 240H261V238H260ZM141 241H142V240H141ZM141 241L139 240V242H141ZM153 241H152V242H153ZM261 241H262V242L259 244L260 247L262 246L261 244L264 243V240H261ZM183 243H184V241H183ZM259 245H258V246H259ZM80 246H82V245H80ZM83 246H84V245H83ZM83 246H82V247H83ZM162 247H163V246H162ZM262 247H264V246H262ZM72 248H74V247H72ZM78 248H79V247H78ZM160 248H161V247H160ZM82 249H83V248H82ZM82 249L79 248V250H82ZM85 249H86V248H85ZM85 249H83V250H85ZM261 249H262V248H261ZM30 250H31V252H32V249H31V248H30ZM70 250H71V249H70ZM83 250H82V251H83ZM262 250H264V249H262ZM28 251H29V250H28ZM163 251H164V248H161V252H163ZM31 252H30V253H31ZM27 253H28V252H27ZM30 253H28V254H30ZM261 253H262V251H261ZM2 254H3V252H2ZM2 254L0 253L1 257H2ZM31 254H32V253H31ZM32 255H33V254H32ZM262 255H264V253H262ZM29 256H30V255H29ZM1 257H0V259H2ZM31 257H32V256H31ZM262 257H264V256H262ZM32 258H33V257H32ZM262 259H264V258H262ZM262 259H261V260L259 259L258 262H259V263L262 262ZM11 262H12V264H13V261H12V260H11ZM90 262H91V261H90V259H89V260H88V264H89ZM9 263H10V262H9ZM15 263H16V262H15ZM259 263H258V264H259ZM262 263H264V262H262ZM262 263H261V264H262ZM2 264H4V263H2ZM17 264H20V263H17ZM30 264H32V263L30 262ZM91 264H94V263H91Z\"/></svg>",
    "mask_w": 264,
    "mask_h": 264
}]
</instances>
